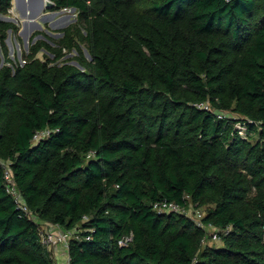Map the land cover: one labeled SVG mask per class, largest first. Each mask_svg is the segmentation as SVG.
Segmentation results:
<instances>
[{"label": "trees", "instance_id": "1", "mask_svg": "<svg viewBox=\"0 0 264 264\" xmlns=\"http://www.w3.org/2000/svg\"><path fill=\"white\" fill-rule=\"evenodd\" d=\"M52 1L83 24L90 58L62 29L79 66L44 40L15 63L0 0V264L53 261L6 166L71 264H264V0Z\"/></svg>", "mask_w": 264, "mask_h": 264}, {"label": "rangeland", "instance_id": "2", "mask_svg": "<svg viewBox=\"0 0 264 264\" xmlns=\"http://www.w3.org/2000/svg\"><path fill=\"white\" fill-rule=\"evenodd\" d=\"M45 15V17L43 16ZM1 16H14L17 20L8 19L16 23L19 27L16 33L13 32L12 29L8 30V36L6 42L8 44L9 56L13 59L15 63H24L27 54L31 50V46L38 42L39 40H44L48 42L51 48H48L46 45H43L41 49H39L35 56L42 59L47 60L54 56V50L61 48L60 61L64 60L65 62H70L76 65H80L74 56L78 54V50L75 47H69L68 45H63L67 40L64 38V31L62 30L65 27H71L73 31V41L75 44L77 43L80 48L83 49L84 55L87 58H90V54L88 52L87 47L85 46V41L82 40L81 35H84L85 29L82 22L79 21L78 13L73 8H61V9H50V7H45L40 11V17H37V20L40 22L41 26H38L34 23H29L27 25V31L25 34L20 33V29L24 26L23 16H21L20 10L15 5V1L12 0V6L10 8V12L6 15ZM3 18V17H2ZM80 33V34H79ZM77 46V45H76ZM78 47V46H77ZM4 63V61H3ZM236 116H239V113L235 112ZM240 126V123H238ZM241 134L246 133L245 127L240 130ZM255 136V134H253ZM254 139V137H253ZM198 208L194 203H191L188 212L191 216L195 213V209ZM202 209L205 206H201ZM39 222L42 230H49L50 222L48 220L42 219L39 217ZM209 243L218 244L221 242V239L218 238H209ZM58 249V258L64 259L63 254L65 253V246L59 245ZM53 251V249L51 250Z\"/></svg>", "mask_w": 264, "mask_h": 264}, {"label": "built area", "instance_id": "3", "mask_svg": "<svg viewBox=\"0 0 264 264\" xmlns=\"http://www.w3.org/2000/svg\"><path fill=\"white\" fill-rule=\"evenodd\" d=\"M65 8H72V7H65ZM45 131L38 132L35 134V137H39L42 134H45ZM5 182H6V188L7 191L13 196L14 200L17 202L18 206L22 208L25 213L31 217L34 218L36 221L39 222V218H37L33 211L29 208L27 205L26 199L24 198L21 190L18 188V185L16 184L14 180V174L12 169L9 166H6L5 168ZM186 197H189V195H186ZM154 208L159 211H180L189 214L188 208L189 206L183 205L180 202H176L174 200H168V199H161L154 202ZM194 216L192 217L198 222L201 223L202 217L205 215L206 211L205 208L202 209L201 206H198L195 210ZM191 215V214H189ZM41 230V242L45 245V247L50 251L51 256L53 257V261L51 264H71L70 263V254L68 251V245H69V239L72 236L71 232L68 230H64L60 228L57 224L50 223L49 230ZM220 238L217 231L212 232V236L210 238ZM129 239V238H127ZM120 243L125 242L124 240L120 239ZM65 246L66 250L63 254L64 259H59L58 257V249L57 247L59 245ZM53 249V251H51Z\"/></svg>", "mask_w": 264, "mask_h": 264}, {"label": "water", "instance_id": "4", "mask_svg": "<svg viewBox=\"0 0 264 264\" xmlns=\"http://www.w3.org/2000/svg\"><path fill=\"white\" fill-rule=\"evenodd\" d=\"M15 5L20 10L21 16L25 18L24 26L20 29V33L25 34L27 31V25L30 23L41 26L37 17H40V11L45 7H51L54 3L52 0H14ZM75 9L74 7H72ZM45 17V15L43 14ZM4 19L17 20L14 16H2Z\"/></svg>", "mask_w": 264, "mask_h": 264}]
</instances>
